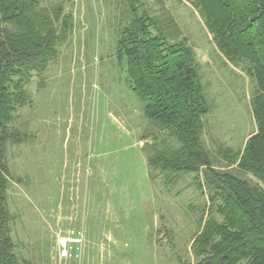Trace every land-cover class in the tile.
I'll use <instances>...</instances> for the list:
<instances>
[{
  "label": "rangeland",
  "instance_id": "obj_1",
  "mask_svg": "<svg viewBox=\"0 0 264 264\" xmlns=\"http://www.w3.org/2000/svg\"><path fill=\"white\" fill-rule=\"evenodd\" d=\"M64 2L74 26L59 54L28 90L15 123L29 139L9 145L11 237L29 264H183L208 198L184 173L167 183L150 172L151 123L116 58L123 0ZM168 10L194 54L210 100L203 137L242 149L256 129L253 80L219 52L200 12L187 0H142ZM147 149V150H146Z\"/></svg>",
  "mask_w": 264,
  "mask_h": 264
},
{
  "label": "trees",
  "instance_id": "obj_2",
  "mask_svg": "<svg viewBox=\"0 0 264 264\" xmlns=\"http://www.w3.org/2000/svg\"><path fill=\"white\" fill-rule=\"evenodd\" d=\"M116 58L151 121L150 172L167 183L194 173L208 200L197 219L194 264H264V0H187L203 17L221 55L254 82L250 108L256 129L242 149L205 141L211 105L194 50L168 11L152 13L142 0H123ZM64 2L0 0V264H29L11 237L9 145L29 139L15 123L31 102L28 90L59 54L74 26ZM183 264H193L185 261Z\"/></svg>",
  "mask_w": 264,
  "mask_h": 264
}]
</instances>
